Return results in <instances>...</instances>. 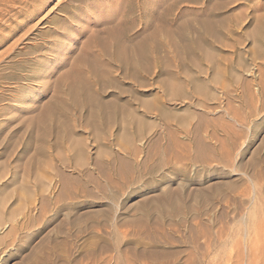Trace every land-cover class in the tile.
Segmentation results:
<instances>
[{
    "label": "rangeland",
    "instance_id": "obj_1",
    "mask_svg": "<svg viewBox=\"0 0 264 264\" xmlns=\"http://www.w3.org/2000/svg\"><path fill=\"white\" fill-rule=\"evenodd\" d=\"M0 264H264V0H0Z\"/></svg>",
    "mask_w": 264,
    "mask_h": 264
},
{
    "label": "bare ground",
    "instance_id": "obj_2",
    "mask_svg": "<svg viewBox=\"0 0 264 264\" xmlns=\"http://www.w3.org/2000/svg\"><path fill=\"white\" fill-rule=\"evenodd\" d=\"M107 28H108V27H107ZM105 29H106V28H105ZM118 29H119V28H118ZM118 29H117V30H118ZM107 30H108V29H107ZM109 30H110V28H109ZM117 30H116V28H114V30L111 31L113 36H112V35H111V36H112V37L115 36V37L119 40V38H120V37H119L120 32H119V30H118V31H117ZM120 30H121V29H120ZM105 32H106V31H105ZM109 33H110V32H109ZM109 33L107 32V34H109ZM122 33H123V31H122ZM108 36H110V35H108ZM172 36H173V35H172ZM98 37H99V36H98ZM99 38H100V37H99ZM97 39H98V38H97ZM97 39H96V41H97ZM103 39H104V38H102V36H101V38L99 39V41H100V40H101V41H100V42L97 41V44H98V43L101 44V42H102V45H106V44L108 45V42H107L105 39H104V40H103ZM117 39H115V40H117ZM103 41H104V42L106 41L107 43L105 42V43H106V44H105V43H103ZM122 41H123V40H122ZM122 41H121V38H120V42H122ZM120 42H119V43H120ZM142 42H143V41H142ZM115 43H116V42H115ZM117 43H118V41H117ZM119 43H118V44H119ZM140 43H141V42H140ZM100 44H99V45H100ZM122 44H123V43H122ZM122 44H121V46H122ZM104 47H105V48H104ZM104 47H101V48H102V49H105V50L108 49V48H106V46H104ZM101 48H100V52H101ZM118 48H119V50H118L119 54H120V55H123V56L125 57V49H126V47H124V46H123V47H120V45H119V47H118V45H117V49H118ZM105 50H104V51H105ZM127 50H128V49H127ZM106 51H107V50H106ZM108 52H109V51H108ZM102 53H103V52H102ZM102 53H101V54H102ZM106 53H107V52H106ZM109 53H110V52H109ZM109 53H107V54L109 55ZM131 53H132V52H131ZM98 54H99V53H98ZM103 54H104V53H103ZM87 55H89V54H87ZM90 55H91V54H90ZM108 55H107V56H108ZM115 55H116V53H115ZM115 55H114V56H115ZM120 55H118V56H120ZM91 56H92V55H91ZM91 56H90V58H91ZM95 57H98L97 54H96ZM95 57H94V60L96 59ZM99 57H100V56H99ZM111 57H113V55H111ZM121 57H122V56H121ZM80 58H83V57L80 56ZM122 58H123V57H122ZM97 59H98V58H97ZM112 59H113V58H112ZM119 59H120V58H119ZM80 60H82V59H80ZM92 60H93V59H92ZM139 61H140V60H139ZM142 61H143V60H142ZM85 62H86V61H85ZM88 62H89V61H88ZM95 62H96V61H95ZM96 63H97V62H96ZM97 65H98V64H97ZM77 67H78V66H77ZM69 71H70V70H69ZM72 72H74V70H72ZM75 72H77V71H75ZM75 72H74V73H75ZM78 72H79V71H78ZM92 73H93V72H92ZM75 74H76V73H75ZM73 75H74V74H73ZM101 76H102V75H101ZM99 77H100V76H99ZM73 78H74V77H73ZM75 78H76V77H75ZM73 85H74V83H73ZM80 85H81V84H80ZM74 86H75V85H74ZM71 87H72V86H71ZM83 87H84V86H83ZM84 88H85V87H84ZM89 89H90V88H89ZM48 108H49V107H48Z\"/></svg>",
    "mask_w": 264,
    "mask_h": 264
}]
</instances>
